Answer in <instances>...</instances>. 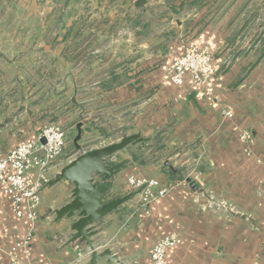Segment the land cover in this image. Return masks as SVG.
<instances>
[{"label": "crops", "instance_id": "0c3cea01", "mask_svg": "<svg viewBox=\"0 0 264 264\" xmlns=\"http://www.w3.org/2000/svg\"><path fill=\"white\" fill-rule=\"evenodd\" d=\"M125 1L130 22L116 26L114 39L57 40L51 45V70L65 65L66 72L56 79L70 80L65 119L58 115L62 109L43 119L45 111L34 107L39 104H30L42 100L45 91L21 94L24 103L17 115L2 100L0 157L20 140L34 137L50 118L66 120L75 135L81 122L79 143L98 140L91 148L140 133L150 138L152 148L130 144L115 152L109 158L114 174L99 179L107 185V199L128 197L95 222L91 239L97 241V250L110 249L117 256L112 263L100 258L96 264H152L149 250L165 235L181 239L167 250L165 264H264V44L262 26L250 25L257 11H217V0H146L144 9L135 7L136 0ZM74 27L68 25V31ZM89 32L95 35V30ZM187 41L209 47L217 72L209 86L216 101L195 89L189 76L181 86L167 78L171 56ZM226 106L232 108V118L222 114ZM242 130L249 141L239 140ZM66 148L40 174L46 182L34 221L13 213L0 183V264H10L7 251L29 230L30 260L21 255L20 264L88 261L89 254L78 255L79 250L89 251L85 244L69 240L71 220L55 214L70 200L72 185L64 180L48 184L75 156L72 143ZM158 153L165 155L161 163L145 159ZM31 173L39 174L35 169ZM132 175L174 185L143 206L127 183Z\"/></svg>", "mask_w": 264, "mask_h": 264}, {"label": "rangeland", "instance_id": "374dc122", "mask_svg": "<svg viewBox=\"0 0 264 264\" xmlns=\"http://www.w3.org/2000/svg\"><path fill=\"white\" fill-rule=\"evenodd\" d=\"M217 1V11H250L245 12L246 15L257 11L255 16H250V25L254 28L262 26L264 44V0ZM125 11H130L125 0H0V103L5 100L12 108L11 114L17 115V107L24 103L21 94L31 89L45 91L42 100H32L30 104H39L34 107L45 111L43 119L53 116L57 109H62L59 118L65 119L70 105L67 104L66 89L70 80L56 79L61 71L66 72L65 65L62 68L52 66L51 70L48 58L51 45L57 40L73 43L89 38L114 39L118 25L130 22ZM68 25H75L73 31H68ZM90 28L95 30V35L89 32ZM99 29H105V32H99ZM41 43L42 48L39 47ZM63 52L66 54V49ZM47 91L54 96L46 95ZM65 121L50 118L41 128L50 123L61 125L67 134L66 145L71 144L75 131ZM97 142L85 144L92 147ZM164 158L165 155L160 153L145 156V159H156L159 163Z\"/></svg>", "mask_w": 264, "mask_h": 264}, {"label": "built area", "instance_id": "2783aa9c", "mask_svg": "<svg viewBox=\"0 0 264 264\" xmlns=\"http://www.w3.org/2000/svg\"><path fill=\"white\" fill-rule=\"evenodd\" d=\"M216 73L209 47L192 41L184 43L181 51L172 55L166 66V75L172 84L181 86L185 76H189L191 85L210 96L213 101L217 100V96L212 92L209 84ZM222 114L232 118V108L229 106L222 108ZM238 138L242 142L249 141L245 130L240 131ZM41 139H44V142H41ZM66 142L65 129L57 123H50L44 125L34 137L17 142L0 157L2 192L10 198L12 211L17 217L25 216L30 221L37 218L36 207L40 203V192L46 182L40 174L64 153ZM244 150L249 153V150ZM33 169L39 174L33 175L31 173ZM194 180L199 181L196 175ZM127 183L131 189L139 193L140 203L143 206L166 195L174 185V182L169 180L160 181L143 175L129 176ZM24 206L27 207L26 211L23 209ZM32 236V231L29 230L22 239L12 244L7 251L10 264L22 263L21 255L30 260ZM180 243L181 239L178 237L170 235L159 237L149 250L151 263L165 264L167 250ZM84 254H89V251H78L79 256ZM26 264L31 263L27 261Z\"/></svg>", "mask_w": 264, "mask_h": 264}, {"label": "water", "instance_id": "95a60500", "mask_svg": "<svg viewBox=\"0 0 264 264\" xmlns=\"http://www.w3.org/2000/svg\"><path fill=\"white\" fill-rule=\"evenodd\" d=\"M146 2L136 0L134 5L144 9ZM76 130V135L72 139L75 156L48 182L52 185L64 180L72 185L70 200L55 210L56 218L66 217L71 220L72 234L69 240L78 239L89 250V259L84 264H96L100 258H106L107 262L112 263L117 256L112 255L110 249L98 251L97 241L91 237L96 234L95 222L118 207L128 196L107 199V185L99 183V179H108L114 174L115 167L109 158L115 152L130 144H140L144 148H152V145L149 143V137L131 133L122 135L116 142L91 148L79 143L82 138L81 122H77ZM40 141L44 142V139ZM163 163L173 169L169 160ZM189 185L193 190H197V185L193 181H189Z\"/></svg>", "mask_w": 264, "mask_h": 264}, {"label": "trees", "instance_id": "16d2710c", "mask_svg": "<svg viewBox=\"0 0 264 264\" xmlns=\"http://www.w3.org/2000/svg\"><path fill=\"white\" fill-rule=\"evenodd\" d=\"M199 1V0H198ZM116 168V167H115ZM172 172H170V174H171Z\"/></svg>", "mask_w": 264, "mask_h": 264}]
</instances>
